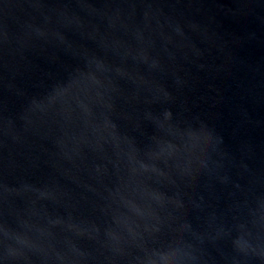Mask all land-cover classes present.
Here are the masks:
<instances>
[{"label": "water", "instance_id": "water-1", "mask_svg": "<svg viewBox=\"0 0 264 264\" xmlns=\"http://www.w3.org/2000/svg\"><path fill=\"white\" fill-rule=\"evenodd\" d=\"M0 264H264V0H0Z\"/></svg>", "mask_w": 264, "mask_h": 264}]
</instances>
